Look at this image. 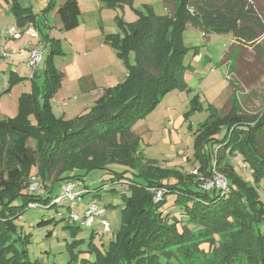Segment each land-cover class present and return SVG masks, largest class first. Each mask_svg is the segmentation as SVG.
Here are the masks:
<instances>
[{
	"label": "trees",
	"instance_id": "trees-1",
	"mask_svg": "<svg viewBox=\"0 0 264 264\" xmlns=\"http://www.w3.org/2000/svg\"><path fill=\"white\" fill-rule=\"evenodd\" d=\"M98 1L117 9L132 0ZM172 3L174 10L165 17L150 9L137 12L134 22L116 17L120 32L105 34L102 42L123 60L127 77L106 88L92 107L70 121L52 111L51 100L62 80L53 56L61 51L59 40L43 34L50 46L42 83L35 82L37 74L28 78L32 92L21 94L16 116L0 120V264H42L29 260L24 247L28 238L18 235L14 220L20 213L12 205L16 199H22L19 208L24 210L32 208L30 202L51 207L59 204L49 196L55 186L81 181L77 171L104 170L112 164L126 168L112 181L125 180L127 185L121 228L105 252L94 249V260L82 264H236L240 258L245 264H264V239L258 229L264 223V200L258 190L264 180V112L248 118L231 109L224 117H211L201 126L194 173L158 166L139 151V138L132 130L135 120L165 93L184 87L182 33L187 27L232 34L239 40L259 36L254 27L241 25L248 0ZM10 11L17 27H39L31 8L14 0ZM79 15L77 0H65L57 8L64 31L78 26ZM43 25H49L47 17ZM21 79L27 78L9 83ZM223 131V138L217 139ZM217 173L225 178L226 190L204 188ZM31 177L41 182V192L23 191ZM171 197L177 214L165 207Z\"/></svg>",
	"mask_w": 264,
	"mask_h": 264
},
{
	"label": "rangeland",
	"instance_id": "rangeland-1",
	"mask_svg": "<svg viewBox=\"0 0 264 264\" xmlns=\"http://www.w3.org/2000/svg\"><path fill=\"white\" fill-rule=\"evenodd\" d=\"M15 1L23 7L32 9L39 26L36 28L38 39L44 42V35L41 31L46 34L51 31L52 26L57 24L59 21L56 16L57 8L65 0ZM13 2L14 0H0V38L2 42L6 38L14 40L5 35L10 26H16L10 11ZM79 9V24L71 32L52 30L53 38L59 40L61 51L53 56V64L60 69L71 60V57L79 58V68L84 75L89 74L90 76L83 80L81 86L84 88L89 86L90 79L94 78L100 87L98 93L103 92L100 96L102 97L105 89L108 88L107 85H102L108 84L104 81L107 75L113 73L114 78L118 75L117 69L108 70L115 68L110 56L115 52L109 46L98 45L103 35L102 32H120L116 17H121L126 22H134L138 16L137 12L144 13L147 9H150L156 16L165 17L173 12L174 6L172 0H132L131 3H124L117 9H109L103 8L98 0H79ZM43 17L49 20L50 29L43 25ZM241 25L254 27L259 36L249 41L236 39L232 34L205 33L192 27H187L183 31L182 41L186 47L182 58L184 87L165 93L153 109L135 120L132 127L139 138V151L143 157L164 168L183 173H194L199 165L196 157L197 140L203 136L204 132L201 126L209 122L211 117L216 115L224 117L231 109H235L237 113L248 118L262 115L264 112V0H248L247 15ZM86 36L91 40L92 50L74 52L73 48H79L80 40ZM21 37L30 39L25 34ZM71 44H73L72 47ZM32 48L42 53L38 68L42 73L48 48L45 49L44 44ZM129 59L133 61L134 54L131 53ZM120 61L121 65L118 67H121L123 72L125 71L127 77L124 62L122 59ZM37 76L35 82L41 85L42 79H39V75ZM7 78V73L4 76L0 75V95L4 96L0 100V119L7 114L16 116L19 95L22 91H29V84L32 87L30 79L24 81L25 84L22 82L10 84L7 83ZM71 80L70 77H66L67 88H71ZM124 80L116 81L113 86ZM4 85L7 86L5 89ZM73 88L67 89L64 96L62 95L66 100L57 99L55 109H52L56 117H61L65 112L69 116L65 119L66 121L76 118L100 98L88 108L83 109L84 104L94 98L97 93L91 91L74 98L73 96L79 91L78 86L76 88L73 86ZM66 101L69 107H65ZM76 103L78 106H74L71 111ZM65 108H69L70 111H63ZM79 109L83 110L76 114ZM30 119L33 121L32 116ZM223 135L224 131L216 135V138L222 139ZM260 144L261 152L264 153V137ZM232 161L237 163L233 158ZM125 170L126 168L119 164H112L104 170L77 171L76 174L82 175L81 181H76L77 189L84 191L81 203H72L64 198L62 202L54 203L56 205L51 207H49L50 203L46 208L39 206L24 210L19 208L23 205L22 199H16L12 205L17 207L14 211L20 214L15 218L14 224L18 235L28 238L24 247L29 260L39 261L42 264H82L84 260H94L96 255L94 249L105 252L108 244L121 228L122 210L125 205L123 194L127 196L128 192L125 180L112 181L115 180V173ZM238 173L245 175L239 169ZM222 178L225 180L223 176ZM209 183H204V185H209ZM36 185L41 186V182L31 177L30 183L23 191L41 192V189L32 190ZM258 190L264 200V180L259 184ZM62 192V186H55L50 191V200L61 195ZM91 198L100 201L102 207L105 208L103 218L110 226L109 232L102 230L99 222L102 217H99L91 228H80L78 223L70 218V214L82 216ZM173 203L174 200L171 197L165 207L169 208L171 214H177ZM258 229L264 239V223L260 224ZM236 264H245V261L240 258Z\"/></svg>",
	"mask_w": 264,
	"mask_h": 264
},
{
	"label": "crops",
	"instance_id": "crops-1",
	"mask_svg": "<svg viewBox=\"0 0 264 264\" xmlns=\"http://www.w3.org/2000/svg\"><path fill=\"white\" fill-rule=\"evenodd\" d=\"M78 4H79V0H78ZM103 8H105V7H103ZM56 16H57V14H56ZM48 22H49V20H48ZM50 26H51V24L49 22V25L47 26V28L50 29ZM51 28H52L51 31L46 32V34H48V36L52 37V38H53L52 30H54V31L60 30L62 32H68V31H64V30L61 29L62 28V24H61L60 20L57 22L56 25L52 26ZM69 31L71 32V30H69ZM41 33L44 34L42 31H41ZM102 33H103V35H102L100 43H98V45H105V44H103L102 41H103L104 35L108 34V33H104V32H102ZM5 35H6V37H8V35L6 33H5ZM6 37H4V38H6ZM26 37H28V36L26 35ZM21 38L22 37H20L18 39H14L15 41L14 40H10L9 38H6V39H4L3 42L1 41V38H0V42H1L0 43V45H1L0 48L3 47L2 50L6 51L7 53H9L11 55L10 59H5V58L1 59V57H0V75L4 76L6 73L8 74L7 83L10 82V80H12V79H19V78H24V77H26L27 79L17 80L14 83L22 82L23 84H25L24 81H29V79H28L29 78V71L27 69L26 63H27V60H28V57H29V54H30V50L32 49L33 46H40L41 44H44L45 45V49L48 48V50H49V46H50L49 42H46V41L42 42L38 38H37V40L33 39L32 41H30V39L28 40L26 38H22V40H20ZM54 39H56V38H54ZM90 41L91 40L89 39L88 36L82 38L80 40L81 46L79 48H73V50H75L74 52L79 53L81 50H85V51H87L89 49L92 50V45L90 44ZM72 46H73V44H71V47ZM113 52H115V51L113 50ZM110 56L112 58L111 63L115 66V68L114 69H108V70L114 71L115 69H117L118 75H116V78H114L113 77V73H109V75L105 74V75H107V77L105 78L104 81H106V83H108V84H102V85H107L106 87L113 86L114 83H116V81L120 82L123 79H125V77H126L125 71L123 72L122 68L118 67V66L121 65V61H120L119 57L117 56L116 52L112 53ZM5 69H9V70L6 71ZM57 70L61 73L62 80H61L60 88L56 92L55 96L52 98V101H51L52 109H55V102H56L57 99H60V101L66 100V98L62 97V95L64 96V94L67 91V89H71V88H73V86L75 88H76V86H78L77 90L80 93V94L78 93L77 95L73 96L74 98L76 96H79V95L80 96L81 95H85L86 93L91 92V91L97 93V95L94 98H91V100H89L86 104H84V108L83 109L88 108L89 105L93 104L102 95V93H103L102 91L100 93H98V90H99L100 87L96 84V80H94L93 77H92L93 79H90L89 86H87L85 88L81 86L83 84V80L87 76H89V74H85L84 75L83 71L79 68V58H77V57L72 58L71 57V60L67 64H65L63 66V68L62 67L60 69L57 68ZM38 71L39 70H37L36 74L39 75V77H40L39 79H42L43 71H42V73H40V71H39V74H38ZM37 75H36V77H38ZM36 77H35V79H36ZM66 77H70L72 79L71 80V88H67L68 85L65 84ZM31 84H32V87H30V84H29V91L28 92H23L22 91L21 94L32 92L34 86H33V83H31ZM5 87H7V86L4 85V89H5ZM21 94L19 96H21ZM3 97L4 96L0 95V100ZM79 104H81V103H79ZM74 106H78V103H76V104H74L72 106L71 111L74 109ZM65 107H69V105H67V101L65 103ZM83 109H79L76 114L81 112ZM63 111H70V109L69 108H65ZM13 116L14 115H12V114H7V115H4L2 117V119L12 118ZM61 117H63L64 119H68L69 118V116H67V114L65 112L62 114ZM2 119H0V120H2Z\"/></svg>",
	"mask_w": 264,
	"mask_h": 264
},
{
	"label": "built area",
	"instance_id": "built-area-1",
	"mask_svg": "<svg viewBox=\"0 0 264 264\" xmlns=\"http://www.w3.org/2000/svg\"><path fill=\"white\" fill-rule=\"evenodd\" d=\"M22 34H25L30 37L31 40L37 39L38 34L36 32V28L33 26V24H29L28 26H25L23 28H17V26H11L7 30L8 37H11L12 39H18L21 37ZM2 55V58H11V55L7 53L6 51H3L0 48V57ZM42 60V53L36 49L32 48L30 50V54L27 60V69L29 70V78L33 77L39 68V65ZM217 176V177H216ZM77 182L71 181L68 182L63 187V192L61 195L55 197L53 203H60L64 198L69 199L72 201V203H81L83 201V195L84 191H79L77 189ZM211 186L218 187L222 190H226V180L222 178V176L215 174L212 181L209 183V185H204V188L209 189ZM39 186H35V188L32 190H36ZM160 194V191H158V194ZM30 207H36V204H30ZM72 207V205H71ZM105 214V208L102 207L100 201L91 198L88 203L86 204V208L84 210V213L82 216H79L77 214H70V218L77 222L80 227L84 228H91L95 223L96 220L99 217H102L99 222L102 227L103 232H109L110 226L108 222L103 218V215Z\"/></svg>",
	"mask_w": 264,
	"mask_h": 264
}]
</instances>
